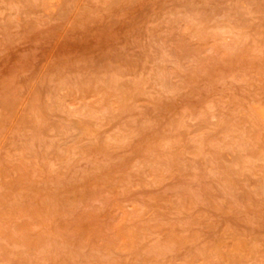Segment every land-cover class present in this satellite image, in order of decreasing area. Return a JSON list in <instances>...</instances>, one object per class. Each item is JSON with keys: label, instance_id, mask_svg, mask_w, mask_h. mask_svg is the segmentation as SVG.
<instances>
[{"label": "rangeland", "instance_id": "rangeland-1", "mask_svg": "<svg viewBox=\"0 0 264 264\" xmlns=\"http://www.w3.org/2000/svg\"><path fill=\"white\" fill-rule=\"evenodd\" d=\"M0 264H264V0H0Z\"/></svg>", "mask_w": 264, "mask_h": 264}, {"label": "bare ground", "instance_id": "bare-ground-1", "mask_svg": "<svg viewBox=\"0 0 264 264\" xmlns=\"http://www.w3.org/2000/svg\"><path fill=\"white\" fill-rule=\"evenodd\" d=\"M252 174V173H251ZM260 179V178H259Z\"/></svg>", "mask_w": 264, "mask_h": 264}]
</instances>
